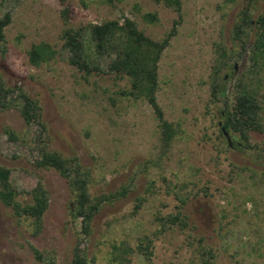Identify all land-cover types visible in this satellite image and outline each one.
<instances>
[{"label": "rangeland", "instance_id": "obj_1", "mask_svg": "<svg viewBox=\"0 0 264 264\" xmlns=\"http://www.w3.org/2000/svg\"><path fill=\"white\" fill-rule=\"evenodd\" d=\"M245 3L181 0L177 13L163 0H0V17L10 15L0 41V165L20 202L38 183L47 197L37 233L0 201V264H68L77 245L86 264H264V58L251 67L264 0L234 40ZM145 12L156 20L145 22ZM124 17L154 40L180 19L157 64L156 98L176 128L166 147L148 102L125 95L128 78L108 71L113 55L93 54L90 73L68 61L64 29ZM41 43L53 54L34 65L28 51ZM241 80L262 101V130L239 150L220 133L219 111ZM21 93L40 107L29 123ZM43 145L80 162L92 199L126 189L101 204L88 233L70 213L67 180L35 166ZM178 210L184 227L167 220Z\"/></svg>", "mask_w": 264, "mask_h": 264}, {"label": "trees", "instance_id": "obj_2", "mask_svg": "<svg viewBox=\"0 0 264 264\" xmlns=\"http://www.w3.org/2000/svg\"><path fill=\"white\" fill-rule=\"evenodd\" d=\"M64 1V0H60ZM112 2V0H106ZM257 0H246L240 10L239 22L234 25L233 39L241 41V34L244 27L253 20L251 12ZM165 5L172 7L180 13L181 0H163ZM68 8L63 13L67 15ZM145 22L156 20V14L145 12L141 14ZM180 19H174L173 24L160 40H154L145 35L136 23L124 17L123 22L118 20H106L101 23H89L85 28H66L62 36L64 47L70 52L68 61L76 65L85 73L97 70L92 64L93 54L108 53L113 55L108 63V71L119 76H126L129 80V88L124 91L125 95L135 98H143L151 106L157 119V126L160 132V139L164 147L170 145L176 134V128L172 122L164 117L161 106L156 98L158 87L157 64L163 49L168 45L169 40L176 34V28ZM10 15L5 13L0 17V41L4 38L3 29L9 23ZM257 24L253 49L251 51V67L258 68L262 65L264 58V9L254 20ZM53 51L48 45L41 43L33 45L28 51L29 61L38 65L40 60L52 55ZM233 69V66L231 67ZM255 72V71H254ZM232 102L224 105L219 111L220 133L227 140L229 147H249V132L262 130L261 100L256 97L253 87L246 81L238 82ZM213 94L215 86H213ZM23 103L20 113L25 122L29 123L39 116L40 107L35 99L25 93H21ZM10 139H14V132L6 129ZM34 164L37 168H53L67 180L71 193L70 213L73 218L81 219V231L88 233L90 223L94 214L99 210L105 201H111L124 196L125 188L110 192L99 198L92 199L88 193L89 174L74 157H66L54 150L46 149L45 145L39 149L38 158ZM10 169L0 165V201L11 206L16 217H23L32 220L35 225L34 233L39 231L41 216L47 208V197L44 188L38 183L31 190L30 200L20 202L17 199L18 192L9 182ZM167 220L177 223L180 227L188 224L185 217L178 210L176 215H170ZM38 258H41L37 249H33ZM209 254L210 251H208ZM87 258L83 249L78 245L72 251V257L68 264H86Z\"/></svg>", "mask_w": 264, "mask_h": 264}]
</instances>
